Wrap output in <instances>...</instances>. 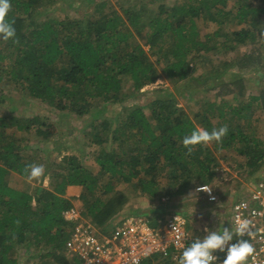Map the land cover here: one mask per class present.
<instances>
[{"label": "trees", "instance_id": "obj_1", "mask_svg": "<svg viewBox=\"0 0 264 264\" xmlns=\"http://www.w3.org/2000/svg\"><path fill=\"white\" fill-rule=\"evenodd\" d=\"M230 1L196 0L180 7L176 14L162 6L167 10L166 17L155 13L149 19L127 9L123 10L122 17L104 1L95 6L91 16L83 19L58 20L49 16L42 20L35 18L34 13L52 7L58 0H10L12 8L7 19L15 21L19 43L0 39V93L13 87L21 88L28 99L54 106L59 111L68 109L78 117L92 113L94 107L102 104L120 109L117 120L100 121V115L96 120L97 128L88 132L87 137L90 144L102 146L111 136L112 144H120L126 155L114 157L109 152L104 156L101 150L96 154L98 169L95 172L85 168L78 157L65 155L51 173L55 184L52 190L38 185L37 180L27 181L24 167L33 162L42 164L40 152L25 151L20 143L24 136L9 133L11 125L19 133L28 134L38 126L36 135H41L45 124H41L39 117L23 123L12 120L11 123L7 117L0 116V264H75L76 261L64 253L72 226L63 218L64 210L73 205L72 199L66 197L69 187H81L88 192L80 196L85 209L82 211L105 230L129 204L130 194L119 188L123 183L155 199L160 198L162 190L167 191L162 179L170 189L166 192L169 195L175 193L176 186L190 191L196 185L215 181L220 165L214 152L207 145H197L189 155L182 144L184 136L196 125L176 106L173 92L163 95L155 92L149 105L157 117L155 124L144 111L148 105L125 106L123 94L128 91L138 95L154 84L158 79L156 64L168 58L171 63L166 70L172 77L184 71L183 76L193 78L188 61L193 54L192 61L202 62L201 52L216 54L222 47L225 51H235L243 45H258L259 26L264 25V0H235L232 5ZM207 15L214 20L220 17L222 21L215 35L227 37L228 41L218 42L211 36L206 40L201 38L195 19ZM230 24H237L239 29L230 30ZM212 40L215 42L211 44ZM141 43L150 47L156 63ZM259 43V48L238 60L239 69L250 68L260 73L264 68V38ZM229 65L225 62L216 70L214 68L212 79L227 72ZM213 87V90L220 88L219 95L235 93L234 89L240 91L238 95L244 91L242 76L229 87L227 85L228 88L224 85ZM254 103L264 110V90L246 104L231 105L228 100L204 102L202 111L196 113L197 124L206 130L228 126L229 132L222 144L215 143L216 150L221 153L235 149L246 161L239 168L253 175L264 163V143L261 146L258 140H252L244 132L253 119ZM25 138L30 142L28 136ZM56 154L52 151L47 156L50 163L56 160ZM151 169L154 171L148 174ZM200 180L206 182L195 184ZM15 181L22 183L16 186ZM167 208L161 206L151 214L134 215H165ZM17 220L20 221L18 225ZM155 256H158L157 264H173L160 255Z\"/></svg>", "mask_w": 264, "mask_h": 264}, {"label": "rangeland", "instance_id": "obj_2", "mask_svg": "<svg viewBox=\"0 0 264 264\" xmlns=\"http://www.w3.org/2000/svg\"><path fill=\"white\" fill-rule=\"evenodd\" d=\"M104 1L108 2L109 5L112 6L122 17L124 15L123 10L127 9L140 15L142 14L145 19H149L155 13H159L160 16L166 17L167 10L162 9V6L169 7L172 14H176L180 7L196 2V0H58V2L52 7L36 11L34 15L35 18H40L42 20H45L49 16H53V18L58 20H64L67 18L79 20L87 17V15L91 16L95 11V6ZM234 2L235 0H231L229 4L232 5ZM195 21L203 40L208 39L206 38L207 36H211L214 39L216 38L218 42L229 40L227 37L218 36L217 38L215 35L220 27V21H222L220 20V17L218 20H214L213 16L211 17V15H207L200 19L196 18ZM128 27L131 29L133 36L139 42V37L136 36L133 28L129 25ZM229 29L235 31L239 28L237 24H230ZM168 40L169 36L166 38V41ZM260 41L261 38L256 42L258 45H243L235 51H225V48L222 47L216 54H213L212 52L209 54L201 52L199 55L200 57L202 56V62L192 61L191 58L194 56L193 54L188 59V61L191 62L190 67L193 78L186 75L183 76L181 73L185 74L184 71L178 72L176 77H172L170 72L166 70L168 64L171 63L170 58H168V60L163 61L160 65L156 64L158 69V79L154 84L145 87L138 95H136V93L132 94L128 91L124 92L123 96L126 99L124 105L130 107L137 104L149 106L150 102L154 100V95H156V93L157 95H163L170 91L174 94L173 99L176 106L189 116L193 124L196 125V128H203L201 125L197 124L196 113L202 111L204 102L213 100L217 103H221L222 100H228L231 105H237L240 102L246 104L252 96H258L264 90V68L260 69V73L254 72L250 70V68H238V60L245 58L246 54H250L255 48H259ZM213 42H215V40H212L211 44ZM141 45L150 59L155 62L156 58L152 57L149 49L150 47L143 46L142 43ZM209 58L211 59L208 60ZM225 62L230 64L228 71L219 73L217 75L218 79L213 80V76H211L214 72L213 69L215 68L216 70L218 66H222ZM6 64H8V62ZM239 76H242L243 80V94L238 95L240 91H236L235 86H232V88H235V93L225 95H219L220 88L213 90V86L219 87L224 85V87L228 88L230 84L238 79ZM128 88L132 89L133 87L128 86ZM235 94H237V98H240H236V100ZM144 111L150 118L151 122L155 124L157 117L152 113L151 106L146 107ZM213 112L216 113L215 107ZM252 112L253 119L251 120L249 127L244 128V132L251 137L252 140H258L260 145L263 146L264 110H262V106L258 103H254L252 106ZM120 114V109H110L108 104H102L101 106L94 107L92 113L78 117L70 113L68 109L59 111L56 110L54 106L47 105L38 100L28 99L21 93V88L13 87L11 90L8 89L4 93H0L1 117H7L11 123L14 120L23 123L24 121L39 117L41 119V124H45L44 132L41 135H36V131L39 128L38 126H35L30 134H28L27 132L19 133V130L14 125H11L9 133L17 132L19 136H24L21 138L20 143L24 146L23 148L25 151H28L29 153H31V151L40 152L42 158L41 161L45 166L46 172L43 177L34 181H36L38 185H43L52 190L54 189L55 184L52 182L51 173L58 167V163L61 162L65 155L78 157L82 162V165L92 172H95L98 169L96 154L101 150L103 151L104 156L109 152H112L114 157L126 155V150L120 144H112L111 136L106 138V143L102 146L90 144L87 137L88 132L97 128L98 121L96 122V120L100 115L101 121L106 118H114L117 120L119 119L118 116ZM114 123L112 122L113 126H115ZM25 136L30 138V142H27ZM207 146L214 152L220 165L217 177L212 183L200 180L195 182V184L198 182H206L213 186L216 194L220 197L219 201L215 204H209L203 199H197L194 197L193 192L180 190V188L176 186L173 189V192L175 193L170 194V202L165 204L166 207H168L167 213L180 211L187 218L188 225L186 229L193 238L199 236L204 237L206 235L204 231L205 227L216 230L220 226L228 227V221L231 222L230 216L228 215V209L231 202L236 201L238 197L241 196L240 193L242 191L245 192L247 186L252 183V179L255 178L257 174L259 175L264 171V163L262 168H260L257 171V174L255 173L254 175L250 174L248 170L240 169V164H243L244 158L241 157L235 149H228L220 153L215 148V142L207 144ZM241 146H244V144H241ZM199 149L202 151L201 148ZM52 151L57 154L56 160L50 163L51 160L47 158V156H49ZM224 158H226V161ZM47 167H50L51 169L48 170ZM153 171L154 169H151L148 174ZM161 182L163 188L170 192L164 179H162ZM18 183L19 181L14 182L16 186H20L22 182L20 184ZM118 186L119 185H117V188ZM119 188L130 194V201L129 204L113 218V220L117 217L125 218L128 215H134V213L151 214L152 210L164 206V203L161 202V197L166 194L167 191L165 190L161 191L160 198L154 199L149 198L141 191H135L131 184L123 183ZM83 193H87L88 195V192H85L83 188L72 186L67 188L66 197L71 198L74 205L85 210L83 208V202L80 199V196ZM102 198L106 199V196H102ZM151 225L155 226L156 221L153 220ZM29 243L32 245L31 242ZM64 253H67V249H64ZM67 257L71 260L69 256ZM157 257L158 256H153L149 258L147 262L150 261L157 264Z\"/></svg>", "mask_w": 264, "mask_h": 264}, {"label": "built area", "instance_id": "obj_3", "mask_svg": "<svg viewBox=\"0 0 264 264\" xmlns=\"http://www.w3.org/2000/svg\"><path fill=\"white\" fill-rule=\"evenodd\" d=\"M204 185L212 189L211 196L215 199H211L207 192L197 191ZM189 192L209 204L220 199L209 184L196 185ZM240 194L236 201L231 202L230 211L228 209L231 221H228V227L234 226L239 219L252 221L254 230H258L251 240L255 252L245 264H264V171ZM170 200V195H163V207ZM63 218L72 224L68 231L66 255L75 260V264H146L155 255L178 264L184 248L197 239L188 233L187 218L180 211L165 215L117 217L105 230L94 224L76 205L64 210ZM151 219L156 221L155 226L151 225ZM214 255L218 258L215 264H223L226 252L216 251Z\"/></svg>", "mask_w": 264, "mask_h": 264}, {"label": "clouds", "instance_id": "obj_4", "mask_svg": "<svg viewBox=\"0 0 264 264\" xmlns=\"http://www.w3.org/2000/svg\"><path fill=\"white\" fill-rule=\"evenodd\" d=\"M11 8L10 0H0V38L5 42L11 40L13 43H19L16 38L15 21L7 19ZM259 35L264 38V25L259 26ZM228 132L227 125L213 128L211 131L195 128L189 135L184 136L182 144L187 149V154L191 155L197 145H207L212 142L222 144V140ZM23 171L27 181L32 182L43 177L46 169L43 164L31 163L26 165ZM197 191L207 192L211 199H215L214 196H211L212 189L205 185ZM16 223L18 225L20 221L17 220ZM204 231L206 235L202 239L197 238L184 248L178 264H215L218 259L214 255L216 251L226 252L223 264H245L248 257L255 252L251 240L258 230H254L252 221L248 219H239L234 226L231 225V228L220 226L217 230L211 231L205 227ZM234 237L235 242H233ZM244 237H248V239Z\"/></svg>", "mask_w": 264, "mask_h": 264}, {"label": "crops", "instance_id": "obj_5", "mask_svg": "<svg viewBox=\"0 0 264 264\" xmlns=\"http://www.w3.org/2000/svg\"><path fill=\"white\" fill-rule=\"evenodd\" d=\"M209 230H211V231H215L216 229H209ZM196 238H200V239H202L203 237L199 236V237H196Z\"/></svg>", "mask_w": 264, "mask_h": 264}]
</instances>
